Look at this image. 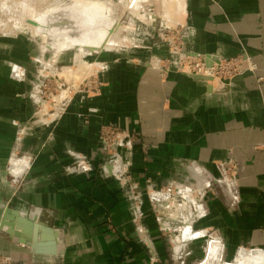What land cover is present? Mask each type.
Masks as SVG:
<instances>
[{
  "label": "crops",
  "instance_id": "crops-1",
  "mask_svg": "<svg viewBox=\"0 0 264 264\" xmlns=\"http://www.w3.org/2000/svg\"><path fill=\"white\" fill-rule=\"evenodd\" d=\"M184 15V53L243 55L256 70L208 82L181 72L161 39L97 58L102 90L77 89L54 106L62 115L41 118L45 59L23 35L0 37V255L235 264L264 253V0H186ZM108 126L135 137L122 160L102 147ZM18 219L33 222L38 247L9 232Z\"/></svg>",
  "mask_w": 264,
  "mask_h": 264
},
{
  "label": "rangeland",
  "instance_id": "rangeland-1",
  "mask_svg": "<svg viewBox=\"0 0 264 264\" xmlns=\"http://www.w3.org/2000/svg\"><path fill=\"white\" fill-rule=\"evenodd\" d=\"M103 1L112 8V11L108 12V16H106V22H108L106 25L118 23L117 30L115 29L112 35L117 44L113 47L93 50L92 48L83 49L78 46H68V44H65L64 47L63 43L56 46L55 43L52 44L54 42L52 41L54 40L53 37L44 36L37 32L38 35H36L30 26V21H27L32 13L41 15L49 8L58 5H71L73 0H0V37H5L4 34L7 35L6 37L23 35L26 41L35 43L37 49L39 48V51L34 52V56L40 57L42 60L45 59L47 62L44 63L43 60L39 66L40 81H36L40 85L38 89L40 110H42L40 112L41 118H49L53 113L56 117L62 115L60 111L55 112L54 106L66 104L72 92L74 93L77 89H92L96 93L102 90L104 82L98 77V70H101L103 65L96 62L100 61L97 58L107 56L110 53L116 54V56L135 55L141 51L149 50L148 47L161 39L170 42V51L171 42L183 44L186 0L184 14L182 13L183 7L178 0H171V2L173 1L172 7L168 12H166L167 3L165 0ZM179 31L180 33H178ZM158 60L157 57L151 62ZM167 60L163 59V62L165 63ZM66 68L70 69L69 76L65 78L57 76ZM222 83L227 84L228 82ZM45 107L49 111H43ZM109 127L114 128L116 126ZM105 152L111 154L108 151ZM253 252L261 253L249 249L243 254L249 255ZM262 252L264 251L262 250ZM235 264H239L238 257Z\"/></svg>",
  "mask_w": 264,
  "mask_h": 264
},
{
  "label": "bare ground",
  "instance_id": "bare-ground-1",
  "mask_svg": "<svg viewBox=\"0 0 264 264\" xmlns=\"http://www.w3.org/2000/svg\"><path fill=\"white\" fill-rule=\"evenodd\" d=\"M165 1L167 3L166 12H168L174 0L172 2L171 0ZM178 1L183 7L185 0ZM111 9L108 3L103 0H73L71 5H58L47 9L41 15L32 13L27 21H30V26L36 35L40 33L44 36L53 37L54 40L52 41L54 42L52 44L55 43L54 45L56 46L63 43L68 44V46L72 45L82 48H109L117 44L112 35L118 23L109 24L110 26L106 25V23L108 24L106 16H108V12L112 11ZM78 57L80 56L78 55ZM69 71L70 69L66 68L63 72H59L57 76L65 78L69 76ZM204 80L208 82L213 80L220 81L212 77ZM220 83L222 82L220 81ZM238 260L239 264H264V253L242 254L238 256Z\"/></svg>",
  "mask_w": 264,
  "mask_h": 264
},
{
  "label": "built area",
  "instance_id": "built-area-1",
  "mask_svg": "<svg viewBox=\"0 0 264 264\" xmlns=\"http://www.w3.org/2000/svg\"><path fill=\"white\" fill-rule=\"evenodd\" d=\"M180 33V31L178 32ZM172 43L171 53L178 58V68L181 72L198 76L203 79L217 78L222 82H228L237 75L246 71H255L256 64L248 57L238 55L231 58H220L212 60L206 55H190L183 51V46L180 43ZM168 60L162 65V69H167ZM100 140L104 150L113 154L116 153L117 158L122 160V155L119 153V148L129 147L133 145L135 137L133 134L121 130L118 127H104L100 134ZM233 171V167L228 168ZM0 264H19L13 257L9 255H0Z\"/></svg>",
  "mask_w": 264,
  "mask_h": 264
},
{
  "label": "water",
  "instance_id": "water-1",
  "mask_svg": "<svg viewBox=\"0 0 264 264\" xmlns=\"http://www.w3.org/2000/svg\"><path fill=\"white\" fill-rule=\"evenodd\" d=\"M33 225L32 221H23V219H18V224L16 228H10L9 232L14 236L18 237L20 242L27 243L29 245H33L34 247H38V244L32 243L33 237L31 234V227ZM39 225H35L34 228L38 229ZM20 230V231H19ZM36 241V238H34Z\"/></svg>",
  "mask_w": 264,
  "mask_h": 264
}]
</instances>
